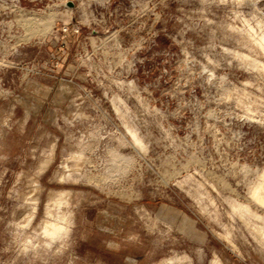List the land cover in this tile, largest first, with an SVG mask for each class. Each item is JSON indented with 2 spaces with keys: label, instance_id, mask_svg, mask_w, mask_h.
I'll return each mask as SVG.
<instances>
[{
  "label": "rangeland",
  "instance_id": "rangeland-1",
  "mask_svg": "<svg viewBox=\"0 0 264 264\" xmlns=\"http://www.w3.org/2000/svg\"><path fill=\"white\" fill-rule=\"evenodd\" d=\"M261 37L264 0H0V264H264Z\"/></svg>",
  "mask_w": 264,
  "mask_h": 264
},
{
  "label": "bare ground",
  "instance_id": "bare-ground-1",
  "mask_svg": "<svg viewBox=\"0 0 264 264\" xmlns=\"http://www.w3.org/2000/svg\"><path fill=\"white\" fill-rule=\"evenodd\" d=\"M260 45L264 46V37H261L260 40ZM258 190V189H257ZM257 192V191H256ZM255 193V192H254ZM56 197V196H55ZM54 198V197H53Z\"/></svg>",
  "mask_w": 264,
  "mask_h": 264
},
{
  "label": "water",
  "instance_id": "water-1",
  "mask_svg": "<svg viewBox=\"0 0 264 264\" xmlns=\"http://www.w3.org/2000/svg\"><path fill=\"white\" fill-rule=\"evenodd\" d=\"M68 5H69V6H72V5H73V3H72V2H68Z\"/></svg>",
  "mask_w": 264,
  "mask_h": 264
}]
</instances>
